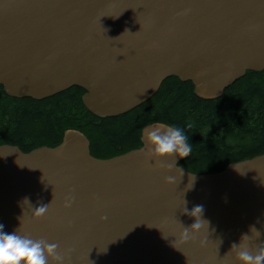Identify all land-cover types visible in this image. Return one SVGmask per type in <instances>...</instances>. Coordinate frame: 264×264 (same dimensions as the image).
<instances>
[{
  "label": "water",
  "instance_id": "1",
  "mask_svg": "<svg viewBox=\"0 0 264 264\" xmlns=\"http://www.w3.org/2000/svg\"><path fill=\"white\" fill-rule=\"evenodd\" d=\"M263 70L264 0H0V85L12 97L79 86L85 107L107 118L145 103L172 76L216 99ZM161 123L143 128L141 147L107 159L72 128L54 147L0 145L5 231L20 226L59 244L65 264H240L231 248L250 226L261 237L244 243L255 250L264 241V153L193 173L179 165L190 154L149 153L145 129ZM42 204L48 212L36 218ZM197 205L208 225L187 240Z\"/></svg>",
  "mask_w": 264,
  "mask_h": 264
},
{
  "label": "trees",
  "instance_id": "2",
  "mask_svg": "<svg viewBox=\"0 0 264 264\" xmlns=\"http://www.w3.org/2000/svg\"><path fill=\"white\" fill-rule=\"evenodd\" d=\"M84 93L72 86L40 100L16 98L0 85V145L24 152L54 147L72 128L88 137L94 157L107 159L141 147L143 128L162 122L184 129L191 152L179 165L193 173L218 172L264 153V71H248L216 99L197 96L191 81L172 76L145 103L107 118L85 107Z\"/></svg>",
  "mask_w": 264,
  "mask_h": 264
},
{
  "label": "clouds",
  "instance_id": "3",
  "mask_svg": "<svg viewBox=\"0 0 264 264\" xmlns=\"http://www.w3.org/2000/svg\"><path fill=\"white\" fill-rule=\"evenodd\" d=\"M145 140L149 153L155 157L178 156L184 158L191 152L188 138L184 129L180 126L163 123L152 125L145 129ZM165 179L172 182L174 177L167 176ZM73 202V198H67L64 206L71 207ZM48 205L42 204L33 208L34 216L36 218L44 217L48 212ZM193 209L199 211V217H195L196 222L190 228H185V239L187 240L194 238V232L189 231V229L198 231L203 228L205 223L208 225L206 220L201 219L203 206L197 205ZM102 219L106 220L107 217H102ZM19 229L20 226L14 231L7 232L5 231V225L0 223V264H49V258L55 264H65V257L58 250L60 248L59 244L21 234ZM251 234H254L257 239L261 237V231L254 225L250 226V234H243L240 243H233L231 250L235 251L240 264H264V241L255 250L244 243V241L251 239Z\"/></svg>",
  "mask_w": 264,
  "mask_h": 264
}]
</instances>
